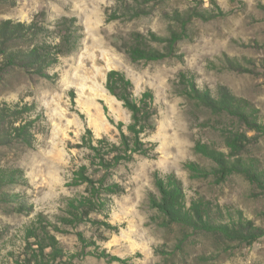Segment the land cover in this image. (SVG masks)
Returning <instances> with one entry per match:
<instances>
[{
    "label": "rangeland",
    "instance_id": "1",
    "mask_svg": "<svg viewBox=\"0 0 264 264\" xmlns=\"http://www.w3.org/2000/svg\"><path fill=\"white\" fill-rule=\"evenodd\" d=\"M128 2L130 7L117 0H0V21L30 23L44 11L46 20L41 24L49 26L65 15L77 17L82 27L79 47L60 56L46 77L20 66L1 68L0 63V105L35 102L37 109L31 117L42 111L46 119L34 124L33 148L19 142L0 144V168L20 167L26 177L21 184L0 186V264H40L33 257L29 261L38 239L27 232L36 228L43 237L38 229L42 223L64 251L63 258L50 264H264V236L250 245L225 243L176 223L161 225L162 217L147 200L149 191H155L154 172L174 173L182 182L187 204L197 198L209 201L213 216L220 221H229V212L234 217L240 210L264 229V191L257 184L237 173L223 180L212 174L191 177L184 167L187 161L214 166L194 152L196 141L228 153L223 135L226 129L238 128L250 137L241 155L252 158L264 172V133L187 100L178 84L179 72L185 71L194 74L197 87L209 88L214 96L220 85L227 86L234 95L252 102L264 122V0ZM140 7L143 13L127 17ZM115 10L122 16L106 21V13ZM195 11L209 18L193 16ZM181 20L187 21L185 36L177 43L174 57L131 62L116 47L134 31L168 36L171 30H180ZM25 46L20 41L15 45ZM228 61L242 70L231 68ZM111 69L130 78L136 97L148 88L153 91L155 129L143 139L156 144L155 156L136 154L112 170V179L122 185L123 192L111 196L108 218L98 213H91L90 218L119 226L117 231L93 222L68 227L58 222L66 214L65 199L83 193L86 187L71 182L80 165H89L90 151L78 146L83 134L90 129L95 138L118 143V122L127 125L131 121L130 112L105 87ZM17 199L31 205L30 210L19 211ZM78 232L96 243L83 254ZM97 250H104L111 259L96 256Z\"/></svg>",
    "mask_w": 264,
    "mask_h": 264
},
{
    "label": "trees",
    "instance_id": "2",
    "mask_svg": "<svg viewBox=\"0 0 264 264\" xmlns=\"http://www.w3.org/2000/svg\"><path fill=\"white\" fill-rule=\"evenodd\" d=\"M133 1L140 2V0ZM117 2H124L129 7L132 5L128 0H117ZM261 6L264 8V5ZM143 12L142 7L140 10L136 8L127 17L139 16ZM119 16L122 15L116 10L113 13H106V21L118 19ZM193 16L201 19L209 18L204 13L196 11ZM45 20L46 13L41 11L30 23L12 19L0 21L1 68L20 66L32 74L46 77L48 74L46 71L58 63L60 56L71 53L79 47L82 27L77 17L64 15L51 21L49 26L41 24ZM181 22L180 30H171L168 36L159 35L154 31L147 34L138 31L131 32L128 38L116 47L123 51L131 62L157 61L174 57L177 55V43L185 36L187 21L181 20ZM18 41L26 46L15 47ZM153 43L161 44V47L157 48ZM228 62L231 68L242 70L239 64ZM178 84L181 87L179 92L187 100L213 114L230 117L249 130L264 133V122L259 119V109L248 99L234 95L227 86L220 85L217 89V96H214L209 88L197 87L194 74L185 71L179 72ZM105 87L130 112L131 121L127 125L118 122L117 127L120 132L118 143L106 137L95 138L90 129L83 134L78 146L90 151L89 165H80L73 172L71 182L75 186L85 184L86 187L83 193L65 199L66 214L60 216L58 222L68 227L82 222H93L117 231L119 226H112L107 221L90 218L91 213H98L108 218L112 203L111 196L123 192L122 185L112 179V170L123 162L131 161L136 154L146 157L155 156L156 144L143 139L147 132L155 129L153 118L157 114V108L153 91L148 88L140 94V97H136L130 78L123 71L116 69L107 72ZM36 109L35 102L30 104L19 102L14 105L3 102L0 105V144L19 142L33 148L36 140L35 133L32 131L34 124L46 120L42 111L33 115V118L31 117ZM223 136L229 150L228 153L207 143L196 141L193 147L194 152L210 159L215 165L206 168L194 161H187L184 167L190 176L207 177L212 174L223 180L228 175L237 173L251 183L257 184L264 191V172L256 167L252 158H245L241 155L246 150L250 137L244 130L238 128L226 129ZM96 172L101 173L93 177ZM23 182H26V177L20 167L0 168V186ZM153 185L155 191H149L147 200L149 206L162 217L161 225L176 223L185 229L212 234L225 243L236 242L250 245L264 236V229L244 217L240 210L236 211L234 217L229 212V221H220L213 216V207L209 201L197 198L187 204L182 182L174 173L161 176L158 171H155ZM16 201L19 203V211L30 210L31 205H25L21 199ZM42 224L38 229L43 237L36 232V228L28 229V235L38 239L36 240L37 249L31 253L29 261L33 257L40 261V264H50L49 262L57 258H63L64 251L55 236L50 233L46 225ZM52 226L54 229L58 228L55 223ZM77 236L82 254L87 248L96 244L92 238L86 237L81 232H78ZM45 249L49 251L45 252ZM94 253L98 257L111 259L104 250H97ZM72 257L75 255L69 256V258ZM112 258L117 259V257Z\"/></svg>",
    "mask_w": 264,
    "mask_h": 264
}]
</instances>
